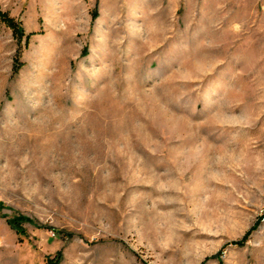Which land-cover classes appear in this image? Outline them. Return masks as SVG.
Returning <instances> with one entry per match:
<instances>
[{
	"label": "rangeland",
	"instance_id": "1",
	"mask_svg": "<svg viewBox=\"0 0 264 264\" xmlns=\"http://www.w3.org/2000/svg\"><path fill=\"white\" fill-rule=\"evenodd\" d=\"M0 264H264V0H0Z\"/></svg>",
	"mask_w": 264,
	"mask_h": 264
},
{
	"label": "trees",
	"instance_id": "2",
	"mask_svg": "<svg viewBox=\"0 0 264 264\" xmlns=\"http://www.w3.org/2000/svg\"><path fill=\"white\" fill-rule=\"evenodd\" d=\"M14 227L16 228L17 232H19L20 234H24L25 233V228L22 224H20L19 222H15Z\"/></svg>",
	"mask_w": 264,
	"mask_h": 264
}]
</instances>
